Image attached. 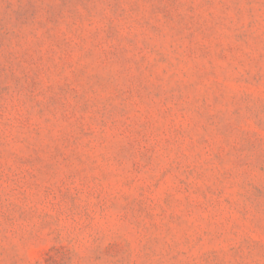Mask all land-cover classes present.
Here are the masks:
<instances>
[{
  "label": "rangeland",
  "instance_id": "1",
  "mask_svg": "<svg viewBox=\"0 0 264 264\" xmlns=\"http://www.w3.org/2000/svg\"><path fill=\"white\" fill-rule=\"evenodd\" d=\"M0 264H264V0H0Z\"/></svg>",
  "mask_w": 264,
  "mask_h": 264
}]
</instances>
